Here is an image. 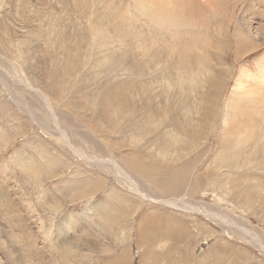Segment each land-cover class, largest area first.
Segmentation results:
<instances>
[{
    "label": "rangeland",
    "instance_id": "rangeland-1",
    "mask_svg": "<svg viewBox=\"0 0 264 264\" xmlns=\"http://www.w3.org/2000/svg\"><path fill=\"white\" fill-rule=\"evenodd\" d=\"M128 1L0 0V264H264V98L251 175L217 160L239 78L264 93V0H217L178 38L143 17L145 55L94 49L136 37Z\"/></svg>",
    "mask_w": 264,
    "mask_h": 264
},
{
    "label": "bare ground",
    "instance_id": "bare-ground-1",
    "mask_svg": "<svg viewBox=\"0 0 264 264\" xmlns=\"http://www.w3.org/2000/svg\"><path fill=\"white\" fill-rule=\"evenodd\" d=\"M79 1L82 2V0H79ZM122 1L123 0H121V2ZM215 3H217V0H129L128 2H126V4L122 3L121 6H124V7L121 9L122 10L121 12L117 9V7H115V9H117L120 13L117 11V12H113L112 14L116 15L115 18L117 20L118 19L119 20H121V19L124 20V22L127 23L126 26L129 29H130L131 26H133V31H132L133 34H131V35L135 36V33H136V37L135 38L131 37V38L135 39V41H137V43H135V41H133V39H132V41L130 40V43H127L125 38H127V34L128 33L127 32L124 33L125 30L123 29L124 31H122L121 27H120L121 29L117 30V32H115L113 35L110 34L109 32H107L106 30H102L101 29V30H98L97 32H95L96 34L94 33L95 34L94 49H99V51H100V50L103 49L102 48L103 46L107 47V48H110V46L114 47V44L119 42V46L122 45L124 47H126V46L129 47L130 46V47H133L134 49L136 48L137 53L141 52L143 55H145V53L148 50V47L146 48L145 45H148V44L142 38L144 36L143 32H142L143 29H140V27H138L137 30L134 31L135 26L136 25L138 26V22L143 24L142 27L146 26V23L144 22L143 17H146L147 19H149L152 23H154L156 25H160V29L159 30L165 31L163 28H167L170 31L171 36L178 38L179 37L178 34H180V33H178L179 31H174L175 28H176V30H179V29L188 27L190 29L189 31H191V29H197V28L205 29L206 23H205V21L202 22L203 20L200 21L199 15L200 14L202 15V12H204L205 9H209V10L212 9L213 11H215L214 8L217 6V5H215ZM220 4H222L221 1H220ZM88 5H90V4H88ZM218 5H219V3H218ZM93 8H95V6H93ZM75 10H76V8H75ZM97 12H98V10H97ZM100 12H102V11H100ZM106 12H105V14H106ZM215 12H217V11H215ZM89 15L90 14H88V16ZM95 16H96V14H95ZM127 17H130V18L128 19ZM112 21H114V20H112ZM144 23H145V25H144ZM110 26H112V25H110ZM117 26H119V25H117ZM152 27H154V26H151V25H147L146 26V28L148 29V32L154 38L156 32H154V30H153L154 28H152ZM123 28H125V27H123ZM106 29H107V27H106ZM108 30H110V28H108ZM113 30H115V29H113ZM131 38L129 37L128 39H131ZM183 47L186 48V45H183ZM111 50H110L109 53L106 52V53L102 54V55H105L104 57H105L106 61H104V59H103L100 62L104 63L105 66L109 65L110 67H108L107 69L115 70L116 69L114 67L115 64L116 63H120V61H118V60L111 61L109 59L110 55H112V56L114 55L113 50L115 51V49H113L112 51ZM128 54H129V52H127V55ZM137 55H139V54H137ZM156 60H157V56H154V58H152L149 61L155 62ZM221 60H222V58H221ZM171 61H179V60L172 59ZM262 73H263V71H262ZM241 77H243V78L249 77V73L243 72L241 74ZM236 87H237V89H235V92H237L238 94H236L235 97L231 98L232 100L228 104L227 113L225 115V118L223 117V127L221 129V133L222 134L219 136V142H218L219 143V152L217 154L218 155L217 156V160H218V165H219L218 170L219 169H221V170L222 169H226L227 172H229V171H231L232 173L236 172V174H239V176H241V175L244 176L245 173L250 174L249 172L251 171V168H250L251 164L250 163L247 164V161L249 162L250 160H252V156L250 158V155L246 154L247 153V151H246L247 150V145H245L246 138L249 135V134L246 135V133H247L248 130L251 133L253 131L251 129V127H253V125H254L253 121H252V116L249 115V111L254 106V103H251V102H252V99L253 100H256V99L261 100V99H263L264 98L263 97L264 93H262L261 96L257 95V94L255 95L256 92L252 93L251 90H253V89H251V87H248V84L242 78H241V80L239 78V81L236 83ZM249 99H250L251 102L249 101ZM243 136H245V137H243ZM178 137L176 136V138L174 137V139H171L170 141H172L173 143L169 142L168 146L166 144V146L164 147L162 152H160V153H162V157H166V155L168 153L167 151H169L170 147H172V146H174L176 144H179V138ZM249 138H253V137L250 136V137H248V139ZM204 139L206 140L205 137H204ZM242 139H244L245 141H243ZM197 147H198V145H197ZM166 148H167V150H166ZM255 161H257V160H255ZM260 164H262V163H260ZM254 166H255V164H254ZM258 171H260V169ZM252 173H253V171H252ZM217 176H218V174H217ZM237 176H235V177H237ZM247 178L248 177H246L245 179H247ZM241 180H243V179H241ZM239 184H240V182H239ZM239 184H237V185H239ZM171 191H172V189H171Z\"/></svg>",
    "mask_w": 264,
    "mask_h": 264
}]
</instances>
